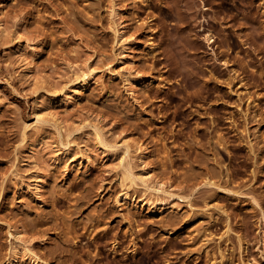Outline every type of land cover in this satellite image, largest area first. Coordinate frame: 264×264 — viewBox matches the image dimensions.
<instances>
[{"label":"rangeland","instance_id":"374dc122","mask_svg":"<svg viewBox=\"0 0 264 264\" xmlns=\"http://www.w3.org/2000/svg\"><path fill=\"white\" fill-rule=\"evenodd\" d=\"M0 185V264H264V0H0Z\"/></svg>","mask_w":264,"mask_h":264},{"label":"bare ground","instance_id":"6f19581e","mask_svg":"<svg viewBox=\"0 0 264 264\" xmlns=\"http://www.w3.org/2000/svg\"><path fill=\"white\" fill-rule=\"evenodd\" d=\"M210 36L209 35H206V38L208 39ZM92 72H93V70H82L80 73H79V75L78 76H76L75 78H74V80L76 81V83H77V86H76V88H74V93H77L78 91H81L82 89H84L85 88V86H86V83H87V81H88V79H89V77L91 76V74H92ZM187 95H189V93H187ZM191 96V95H190ZM188 97V96H187ZM186 97V98H187ZM192 97V96H191ZM47 119H45V118H43V116L42 115H40V114H35V124H41L42 122H44V121H46ZM52 124L53 125H55V122L53 121L52 122ZM26 125V127H27V125L28 124H25ZM25 127V126H24ZM56 128V127H55ZM59 129V128H58ZM94 133H95V137L97 138V140L99 141V143H102L104 146H107V148H110V149H116V148H121V155H120V158H119V164H120V167H121V172H122V175H123V179H129L128 180V183H129V185H131V184H133V182H134V180H135V176H134V174L132 173V164H131V156H132V151H133V145H139V147H140V144L138 143V142H136V143H131V142H129V141H123V142H121V144H117L116 142L114 143V142H110V143H108L106 140H104L103 139V135L101 134V132H100V130L98 129V127H96V126H94ZM58 132H60V131H58ZM58 135H59V133H58ZM62 141V140H61ZM60 141V142H61ZM62 144V143H61ZM63 145H65L64 143H63ZM138 147V146H137ZM8 171V170H7ZM6 170H5V174H6V172H7ZM10 172V171H9ZM5 174H3V176H5ZM10 174V173H9ZM8 175V174H7ZM3 176H2V178H3ZM7 178H9V176H6ZM2 178H1V180H2ZM6 178V179H7ZM10 179V178H9ZM3 181V180H2ZM6 181H8V179L6 180ZM212 184L213 183V181H211L210 179H209V181L207 180L206 182L204 181V184ZM2 184V186H3V183H1ZM6 184H8V183H6ZM214 185H215V183H214ZM1 186V185H0ZM146 186V189H151V190H156V187H150V186H147V185H145ZM6 187V186H5ZM2 191V190H1ZM123 196H124V198H127V192L125 191L123 194H122ZM2 197V196H1ZM1 197H0V199H1ZM2 201H3V199H2ZM1 204V203H0ZM6 215H4V218H6L5 217ZM9 219V218H8ZM7 219V220H8ZM6 220V219H5ZM6 223H8L7 221H6ZM10 223V222H9ZM8 223V224H9ZM7 224V225H8ZM26 225V224H25ZM9 228V227H8ZM262 240H263V243H264V231H263V234H262ZM24 247V246H23ZM34 256H35V254H34ZM30 258V261H29V259L27 260V261H29V262H31V264L32 263H35V264H37V262H35L36 260V258L34 257V259L32 260V256H29ZM28 263V262H27Z\"/></svg>","mask_w":264,"mask_h":264}]
</instances>
